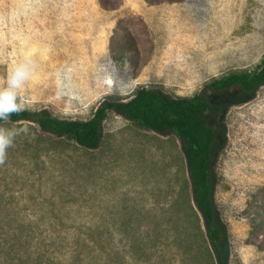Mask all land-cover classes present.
Listing matches in <instances>:
<instances>
[{"label": "rangeland", "instance_id": "374dc122", "mask_svg": "<svg viewBox=\"0 0 264 264\" xmlns=\"http://www.w3.org/2000/svg\"><path fill=\"white\" fill-rule=\"evenodd\" d=\"M158 1L0 0V85L28 59L33 72L19 92L26 108L87 120L101 103L128 100L139 86L191 97L213 77L259 70L264 0ZM211 100L226 107L214 167L225 264H264V86L254 95L230 91ZM0 126L30 129L18 132L0 165L1 199L29 208L25 218L47 216L32 209L50 203L70 206L52 215L72 221L109 219L118 210L125 216V207L167 208L187 178L174 134L142 130L113 112L100 147L86 158L34 123ZM36 146L42 156L33 160ZM83 159L90 167L84 179L71 172ZM160 258L180 264L169 249ZM185 264L196 262L188 255Z\"/></svg>", "mask_w": 264, "mask_h": 264}, {"label": "trees", "instance_id": "16d2710c", "mask_svg": "<svg viewBox=\"0 0 264 264\" xmlns=\"http://www.w3.org/2000/svg\"><path fill=\"white\" fill-rule=\"evenodd\" d=\"M263 86L264 59L256 72L237 68L213 77L191 97H171L161 89L139 86L128 100L101 103L87 120L62 119L26 108L0 122L34 123L53 140L72 143L76 157L84 158L100 147L103 122L113 112L142 130L174 134L182 143L187 174L179 195L167 208L125 207V216H118V210L112 218L95 221L53 216L70 209L56 203L32 209L47 216L25 218L21 214L29 208L2 201L0 196V264H162L160 257L166 249L179 256L180 264L186 263L188 255L196 264H225L227 231L218 219L214 167L216 147L225 134L221 119L226 107L212 102L211 95L230 91L254 95ZM208 116L213 117L212 123ZM50 150L45 152L52 154ZM35 152L33 160L42 156L39 146ZM89 169L83 159L71 172L84 179ZM160 212L169 216L161 217Z\"/></svg>", "mask_w": 264, "mask_h": 264}, {"label": "clouds", "instance_id": "9594fccd", "mask_svg": "<svg viewBox=\"0 0 264 264\" xmlns=\"http://www.w3.org/2000/svg\"><path fill=\"white\" fill-rule=\"evenodd\" d=\"M33 72V64L25 59L15 64L8 73L3 85H0V122L9 121L13 114L26 110V104L20 99L19 92ZM27 134L30 129L17 130L0 126V165L7 158V150L14 144L18 132Z\"/></svg>", "mask_w": 264, "mask_h": 264}]
</instances>
